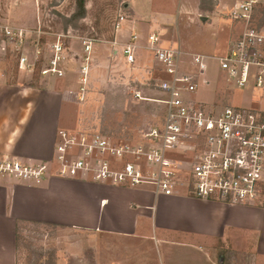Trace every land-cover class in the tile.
Here are the masks:
<instances>
[{"label":"crops","instance_id":"0c3cea01","mask_svg":"<svg viewBox=\"0 0 264 264\" xmlns=\"http://www.w3.org/2000/svg\"><path fill=\"white\" fill-rule=\"evenodd\" d=\"M210 2L212 11L201 0H129L125 6L137 43L145 46L151 31L171 33L175 27L187 33L197 18L204 20L201 14L223 9L226 14L234 0ZM212 19V24H200L211 41L203 42L213 52L205 56L220 48L215 35L222 27ZM169 38L160 36V46L167 47ZM67 99L68 92L0 84V156L51 161L57 133L64 131ZM188 185L187 179L165 195L151 184L122 187L87 175L60 178L54 167L38 186L0 177V264H18L17 234L23 225L91 234L89 250L69 242L57 250L56 257L65 259L57 264H76V258L83 264L90 258L92 264H213L220 243L246 235L255 236V253L264 259V202L228 206L194 198Z\"/></svg>","mask_w":264,"mask_h":264},{"label":"built area","instance_id":"2783aa9c","mask_svg":"<svg viewBox=\"0 0 264 264\" xmlns=\"http://www.w3.org/2000/svg\"><path fill=\"white\" fill-rule=\"evenodd\" d=\"M226 18L239 25L240 32L224 56L189 54L179 46L164 48L155 34L147 37L146 49L164 78L153 84L155 98L146 96L142 89L133 91L138 101L159 107L158 114L139 131L138 143H116L99 134L59 131L51 161L1 155L0 177L38 186L54 167L60 178L87 175L95 182L122 187L151 184L169 195L181 169L170 156L191 151L195 153L187 164L191 196L228 206L262 205L264 110L208 108L194 97L210 85L209 63H215L223 78L238 89H264V0H234ZM0 37V52L5 53L8 44L25 42L26 34L1 26ZM137 40L132 32L120 50L127 64L136 60ZM60 52V45H54L50 67L43 74L63 75ZM19 67L31 70L24 53L20 54Z\"/></svg>","mask_w":264,"mask_h":264},{"label":"rangeland","instance_id":"374dc122","mask_svg":"<svg viewBox=\"0 0 264 264\" xmlns=\"http://www.w3.org/2000/svg\"><path fill=\"white\" fill-rule=\"evenodd\" d=\"M128 3L129 0H84V18L72 21L76 0H0V27L23 30L26 34L25 42H12L7 45L5 53L0 52V84L68 92L62 130L71 134H99L116 143H138L139 131L158 114L159 107L138 101L133 91L142 89L146 96L155 98L152 87L163 78V74L152 54L147 53V45L137 43L133 64L125 63L121 58L120 50L129 35L134 32L138 36L128 6H125ZM210 3H204V8L212 11ZM141 7L142 10V2ZM200 16L204 20L197 18L195 27L187 33L179 32L175 27L171 33H151L161 38L170 37L167 47L179 46L183 52L191 54L213 53L205 43L211 42L206 36L209 32L200 24H212L214 17L222 27L215 35L218 34L220 48L214 56H224L229 43L240 32L239 25L227 21L225 9L214 12V15ZM204 38H207L205 42ZM56 44L61 47L59 69L63 75L60 77L42 73L50 67ZM21 53L26 56L30 71L19 67ZM208 77L210 85L194 96L204 106L264 110L263 89L234 87L218 72L215 63H209ZM194 155L188 151L170 156L181 164L175 178L176 185L186 182L187 164L193 161ZM90 235L84 231L54 227L20 226L18 264H57V260H65L56 257L58 249L63 251L71 242L77 244L78 250H89ZM255 243L254 235L220 243L213 264H264V259L255 253ZM80 259H75L76 264H83L78 262ZM90 260L87 264H92Z\"/></svg>","mask_w":264,"mask_h":264},{"label":"trees","instance_id":"16d2710c","mask_svg":"<svg viewBox=\"0 0 264 264\" xmlns=\"http://www.w3.org/2000/svg\"><path fill=\"white\" fill-rule=\"evenodd\" d=\"M209 2L210 0H201L202 6L204 5L205 2ZM85 15V5H84V0H76V11L75 13L71 16L72 21H78L79 19L84 18Z\"/></svg>","mask_w":264,"mask_h":264}]
</instances>
